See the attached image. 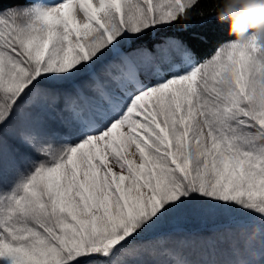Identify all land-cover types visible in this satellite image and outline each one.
<instances>
[{
    "label": "rangeland",
    "instance_id": "obj_1",
    "mask_svg": "<svg viewBox=\"0 0 264 264\" xmlns=\"http://www.w3.org/2000/svg\"><path fill=\"white\" fill-rule=\"evenodd\" d=\"M193 1L0 13V129L35 155L0 134V264H199L200 231L264 221V27L198 66L135 44ZM243 234L231 264H260Z\"/></svg>",
    "mask_w": 264,
    "mask_h": 264
},
{
    "label": "trees",
    "instance_id": "obj_2",
    "mask_svg": "<svg viewBox=\"0 0 264 264\" xmlns=\"http://www.w3.org/2000/svg\"><path fill=\"white\" fill-rule=\"evenodd\" d=\"M33 1L0 0V13L30 5ZM262 27H264V0H194L179 13L173 24L155 34L146 33L135 44L137 47L144 46L149 49L171 39L178 45L172 48L187 50L188 57L184 58V62L190 61L198 66L212 58L227 42L244 38ZM135 44L130 47L134 48ZM180 68L183 70L184 67ZM0 134L5 137L7 146L13 153V162H16L17 166H22L30 158L35 157L25 146H14L15 141L3 128L0 129ZM6 172L7 175H11L10 171L3 173ZM246 231L255 233V236L258 231H262L261 241L264 249V221H262L254 225L237 223L216 230L204 229L198 235L207 241L208 239L214 241L213 244L201 243L200 248L190 246L181 250L199 260V264H231L232 257L239 256L247 244L248 239L243 234ZM229 252H232L231 257ZM260 264H264V259Z\"/></svg>",
    "mask_w": 264,
    "mask_h": 264
}]
</instances>
